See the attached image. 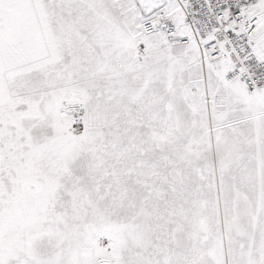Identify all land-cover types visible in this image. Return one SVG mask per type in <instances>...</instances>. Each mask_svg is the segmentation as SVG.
Masks as SVG:
<instances>
[{"label":"snow or ice","instance_id":"snow-or-ice-1","mask_svg":"<svg viewBox=\"0 0 264 264\" xmlns=\"http://www.w3.org/2000/svg\"><path fill=\"white\" fill-rule=\"evenodd\" d=\"M0 264H264V0H0Z\"/></svg>","mask_w":264,"mask_h":264}]
</instances>
